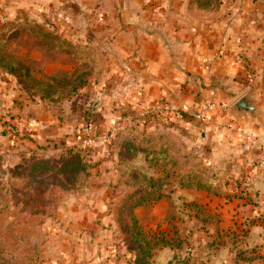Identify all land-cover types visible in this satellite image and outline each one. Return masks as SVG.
<instances>
[{"label":"crops","instance_id":"1","mask_svg":"<svg viewBox=\"0 0 264 264\" xmlns=\"http://www.w3.org/2000/svg\"><path fill=\"white\" fill-rule=\"evenodd\" d=\"M191 1L0 0V38L13 26L38 23L93 46L103 61L101 74L84 91L57 103L29 96L0 68V160L12 168L32 155L53 156L73 145L95 160L106 152L102 137L128 125L174 133L205 161L217 178L216 189H183L171 179L165 198L136 210L140 220L143 211L157 221L177 214L180 245L159 248L154 264H264V127L232 111L253 92L264 126V0L226 1L211 17L200 16ZM207 102L218 109L211 122L200 123L194 115ZM84 122L95 132L90 145L79 135ZM140 159L144 173L162 176L143 155ZM119 179L103 183L96 194L94 176L90 193L63 201L60 222L52 228L94 233L98 226L90 221L88 230L87 220L110 212L105 203ZM166 223L163 233L169 234ZM90 239L74 244L82 256L76 264L119 263L109 243ZM62 247L67 246L57 243Z\"/></svg>","mask_w":264,"mask_h":264},{"label":"trees","instance_id":"2","mask_svg":"<svg viewBox=\"0 0 264 264\" xmlns=\"http://www.w3.org/2000/svg\"><path fill=\"white\" fill-rule=\"evenodd\" d=\"M194 10L202 17L214 16L223 5L222 0H192ZM41 36L39 46H51L56 51L64 52L76 63L73 73L65 72L61 78H37L31 69L24 67V61L18 56L0 53V68L12 75L18 85L31 97L57 103L71 99L78 94L102 72L103 61L99 51L90 45L74 44L63 39L59 34L48 31L46 26L27 22ZM13 26L10 30H15ZM5 40L3 35L0 42ZM264 89V74H263ZM185 119H194L183 114ZM129 133L132 138L123 140L117 155L123 161L133 159L139 154L144 156L147 165L162 172V176H147L140 179V173L134 171L119 180V185L128 188L123 204L119 210V228L133 247V259L128 264H154L160 246L171 245L166 237L147 232L141 226L136 215L140 207L151 206L167 195V185L175 179L183 189H202L209 193L215 192L217 178L210 171L200 156L188 150L174 133L153 134L128 125L117 133ZM179 137V139L177 138ZM122 161V162H123ZM99 164L90 157L85 148L73 145L61 149L53 156L32 155L19 165L7 168L0 160V169L10 173L12 185L18 188L10 195L16 201L21 197H30L34 202L44 200L43 195L50 194L56 187H61L65 194L77 190V181L85 176V184L94 183L92 170ZM54 180L46 184L50 191H39L44 180ZM16 183V184H15ZM22 194L21 196H17ZM53 196V194H51ZM55 200V199H54ZM57 201V200H55ZM180 243L176 246L179 247ZM188 261V259H187ZM170 264H174L173 261Z\"/></svg>","mask_w":264,"mask_h":264},{"label":"rangeland","instance_id":"3","mask_svg":"<svg viewBox=\"0 0 264 264\" xmlns=\"http://www.w3.org/2000/svg\"><path fill=\"white\" fill-rule=\"evenodd\" d=\"M47 30L51 31L48 28ZM62 38L74 44L87 45V43ZM39 39H41V36L33 26H18L11 34L5 36V40L0 42V53L21 58L24 61V67L31 69L37 78L45 79L46 76L61 78L65 72L73 73L76 63L72 58L64 52L54 50L49 45L40 47L38 44ZM116 133L118 131L113 133L115 135L114 139L112 138L106 144L105 154L97 155L95 159V162L99 165L92 170L93 175L96 176V188L92 192L96 194L101 192L103 183L116 182L119 176L120 179L122 176L126 178L134 171L140 173V179L148 176L144 173L145 166L140 159L142 154L126 161L118 157L119 144L125 139L132 138V135L121 133L118 137ZM177 138L179 139V137ZM180 140L188 147L181 136ZM9 176L8 171L0 169V264H64V262L66 264H76V257L82 256L78 255L74 244L78 240L87 243V236L92 238L89 240L92 243L96 241L104 245L107 242L110 247L115 248L117 250L115 258H117L118 264H128L133 259V247L118 224L119 210L124 201H121V199H124L123 194L128 191L125 182L124 185L113 186L111 184L113 186L110 188L113 189L112 195L109 201L105 203L106 209L109 208L110 212L102 218L94 216L89 221L87 220L88 230H90V221L98 226L97 230L94 231L95 228H92L91 231L94 232L92 234L74 235L59 233L52 228V224L55 225L60 222L58 212L60 207L64 205L63 201L69 195L78 197L91 192L90 186L85 184L84 175L78 178V189L75 192H70V194H65L61 187H56L51 192L46 184L55 183L56 181L44 180V185L38 189L39 191H50V194L46 193V195H43L44 200L38 202L30 200V197L33 196L29 198L21 197V201L13 199L10 193L18 190V188L12 185L13 182H11ZM110 201H112L111 206L107 207ZM103 204L99 207L102 213L105 210ZM140 218L141 220L138 219L145 231L164 236L171 244L177 245L179 243L180 235L175 225L177 219L175 211L169 213L167 218L161 221L151 219L147 211H143ZM166 222L171 228L169 234L167 232L163 233ZM57 243H64L67 247L57 248ZM164 246L167 245L159 248ZM83 253L86 256L87 249ZM94 253L99 257L102 254L99 250Z\"/></svg>","mask_w":264,"mask_h":264},{"label":"built area","instance_id":"4","mask_svg":"<svg viewBox=\"0 0 264 264\" xmlns=\"http://www.w3.org/2000/svg\"><path fill=\"white\" fill-rule=\"evenodd\" d=\"M226 1H232V0H222L223 4ZM99 21L104 22L105 16L101 15ZM217 109H218V105L216 103L207 102L203 105V107L200 109V111L194 115V118L196 120H198L200 123H209L213 120L214 113ZM163 110L165 112H168L170 110V108L168 106H166L163 108ZM79 135L84 139L86 145L92 144L95 140L94 129L91 126V124L88 122H84L79 126ZM113 135H114L113 132L112 133L110 132L109 134L104 135L102 137V141L104 142V144H108L111 141V139L113 138Z\"/></svg>","mask_w":264,"mask_h":264},{"label":"water","instance_id":"5","mask_svg":"<svg viewBox=\"0 0 264 264\" xmlns=\"http://www.w3.org/2000/svg\"><path fill=\"white\" fill-rule=\"evenodd\" d=\"M232 111L235 112L236 115L244 117L247 121L264 127L261 121L262 110L253 92H249L242 96L233 105Z\"/></svg>","mask_w":264,"mask_h":264}]
</instances>
